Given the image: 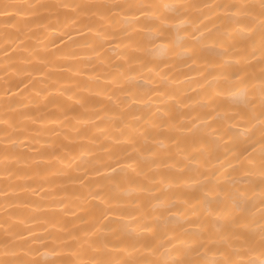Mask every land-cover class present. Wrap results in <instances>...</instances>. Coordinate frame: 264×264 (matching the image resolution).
<instances>
[{"label": "snow or ice", "instance_id": "snow-or-ice-1", "mask_svg": "<svg viewBox=\"0 0 264 264\" xmlns=\"http://www.w3.org/2000/svg\"><path fill=\"white\" fill-rule=\"evenodd\" d=\"M12 13L30 18L20 29L26 35L42 28L60 32L65 46L69 41L79 46L74 36L93 46L92 54L108 64L111 82L119 85V95L110 94L108 100L120 109V135L95 127L125 147L107 149L111 162L96 157L100 166L85 168L83 177H77L89 189L90 200L98 202L86 216L77 217L80 226L73 221L58 234L39 236L36 229L22 227L25 220L4 227L5 220L0 225V264H78L46 258L64 251L90 255L87 264H264V0L0 2V17ZM109 41L112 56L104 57ZM21 46L29 51L24 41ZM11 48L9 44L5 51ZM33 56L39 67L11 66L28 77L27 83L21 79L14 84L21 94L29 85L35 91L34 73L46 75L54 66L35 52L21 57V63L32 64ZM53 56L76 60L80 54L57 49ZM178 63L206 65L198 69L202 79L197 83L204 91L197 97L173 87L178 78L171 69ZM161 64L169 71L161 72ZM60 67L81 74L74 64ZM6 94L15 95L11 88ZM31 103L40 109L39 99L33 97ZM76 103L86 104L83 98ZM18 104L27 107L24 100ZM68 114L64 111L63 118ZM18 117L32 118L24 112L12 115L7 108L0 115L6 136L0 156L9 178L20 174L8 164L20 146L9 135V129L21 127ZM103 119L95 113V120ZM51 122L62 125L63 120ZM86 122L94 123L90 118ZM149 141L157 148L145 149ZM56 147L53 141L48 159L64 164L66 157ZM60 147L69 152L67 145ZM82 152L94 155L91 149ZM33 256L44 258H29Z\"/></svg>", "mask_w": 264, "mask_h": 264}, {"label": "bare ground", "instance_id": "bare-ground-1", "mask_svg": "<svg viewBox=\"0 0 264 264\" xmlns=\"http://www.w3.org/2000/svg\"><path fill=\"white\" fill-rule=\"evenodd\" d=\"M15 2L22 4L58 3L60 0H15ZM75 2H90V0H75ZM111 2L122 3L125 0H111ZM144 2L163 4L174 2V0H144ZM179 2L191 4L200 3L201 0H179ZM13 16L15 13L9 17H0V115L7 108L12 115L24 112L32 118L18 117L17 122L21 127L9 129V135L20 146L14 150L15 156L8 161V164L13 172L20 174L11 178L5 175L3 171L4 162L0 156V225H4L5 220H7L8 223L4 227L15 226L20 224V220H25L26 223L22 227H31L36 229L37 235L47 236L48 233H60L61 228L65 225L71 228L73 221H76V226H80L77 217L86 216L91 205L98 202L90 200L88 197L89 189L82 186L77 181V177H83L85 168L100 166L96 157H103L107 161V149L120 151L125 147L124 145H117L115 140L105 138L102 132L95 127L96 124H99L106 127L113 136L120 135L119 126L121 122L117 116L120 109L114 107L112 101L108 100L110 94L119 95V85L111 82L113 70L109 68L107 63H100L99 59L92 54L93 46H86L84 38L74 36L79 46L70 41L65 46L60 42L61 33L58 31L33 28L32 31L35 35H26L20 29L22 22L30 18L15 16L13 19ZM94 35V33L89 34V39ZM64 39L67 41V37ZM21 41L29 46L28 52L22 51ZM53 41H55V46H53ZM110 42L104 44V57L112 56L107 47ZM9 44L12 45V48L6 52L5 49ZM57 49L62 52H78L80 54L79 59L64 60L55 57L53 53ZM32 52L41 58L51 59L54 66L45 70L46 75L34 73L32 79L35 82V91H29L32 87L29 85V89H24L23 94H21L17 92L14 84L21 79L27 83L28 77L23 74L17 75L11 66L18 65L29 70L33 67H39V62L35 56L32 57V64L24 65L21 63V57H27ZM113 59L115 58L113 57ZM69 64H74L81 74L76 75L75 71L70 73L66 68L60 67ZM205 66L202 63H190V66H183L178 63L175 68L171 69V75L178 78V83L174 84L173 87L187 92L192 97H197L199 93L204 91L197 83L202 79L198 75V69ZM5 68H8L7 74L4 72ZM160 71L168 72L169 67L161 64ZM97 77L101 78L97 79ZM9 88L15 95L6 94V90ZM37 92H41V95L37 96ZM62 92H64L63 95ZM97 92L104 94L97 95ZM45 95H47L46 100L44 99ZM69 96H72L73 99H69ZM33 97L40 100L39 110L31 103ZM78 98L85 100V107L76 103ZM21 100H24L27 107H19L18 102ZM138 107L144 108L143 105ZM64 111L69 113L67 119L63 118ZM97 112L104 116L103 120H95V113ZM56 118L63 120L62 125L51 122L52 119ZM89 118L94 123L86 122ZM3 129L4 125H0V149L5 146L6 136ZM51 129H57L61 134L56 135ZM33 137L35 139H32ZM84 137L96 138L97 142L92 144L89 139H84ZM53 141L57 145L56 151L66 157L64 164H60L54 159H48L53 150ZM60 145H67L69 152H63ZM9 147L11 146L9 145ZM144 148L155 149L157 145L149 141L148 144L144 145ZM88 149H91L94 155H83L82 150L87 151ZM145 155H149V153L145 151ZM72 157L77 159L69 167L68 161ZM76 164L80 165L79 170H77ZM45 219L48 220V223L44 222ZM53 223H55V227L52 226ZM47 243L52 245L51 240H48ZM33 247H40L42 252L45 251L40 244H34ZM51 250V247L47 249L48 252ZM0 256H2V252H0ZM29 258L44 257L33 256ZM46 258L57 262L76 260L78 264H87L91 256H77L64 251L60 255Z\"/></svg>", "mask_w": 264, "mask_h": 264}]
</instances>
